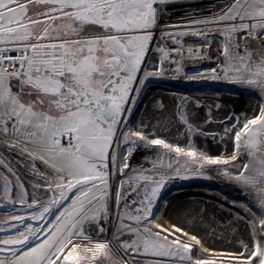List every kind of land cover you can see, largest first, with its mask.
I'll list each match as a JSON object with an SVG mask.
<instances>
[{
    "label": "snow or ice",
    "instance_id": "1",
    "mask_svg": "<svg viewBox=\"0 0 264 264\" xmlns=\"http://www.w3.org/2000/svg\"><path fill=\"white\" fill-rule=\"evenodd\" d=\"M179 3L0 0V264H264V0H188L174 19ZM167 81L255 103L169 105ZM213 173L238 198L158 212L173 181Z\"/></svg>",
    "mask_w": 264,
    "mask_h": 264
},
{
    "label": "rangeland",
    "instance_id": "2",
    "mask_svg": "<svg viewBox=\"0 0 264 264\" xmlns=\"http://www.w3.org/2000/svg\"><path fill=\"white\" fill-rule=\"evenodd\" d=\"M187 2H188V0H180V3L177 5V7L175 8V11H174V15H173L174 19H177L180 15L183 14V12H184L183 5H185ZM197 2L201 3V4H205V5H211L214 2V0H197ZM212 87L213 88H207L206 87V88H202V89L205 92H208L210 90L211 91L210 93L215 98H217V95L215 93L219 92L220 100H221V101L220 100L219 101L224 103L229 108H234V109H236L238 111H242L244 108L249 107L251 105H254V103H255V101L251 97H249L247 95H242L240 92H236L235 94L230 95L229 92H228V88L230 87L229 85H226V84H223V83H219L218 84V83L214 82L212 84ZM198 92L201 93V91H198ZM198 92H196V93H198ZM204 93L200 94L199 97L201 99H205ZM152 123L154 124L155 121L153 120ZM157 131H160L161 132L160 134H162L163 132H166L167 130H165L164 128H159V129H157ZM172 134H173V137L178 139V137L175 135L174 131L172 132ZM180 140L182 141V138H180ZM209 143L211 144L210 141H209ZM216 146H218V145L211 144V149L213 148L212 150L215 151L216 150ZM220 148L222 150V146H220ZM215 153H216V151H215ZM152 159H155L154 155L137 153L136 154V161L134 163V166H138L139 164H145L146 160H152ZM167 163H168V160L166 158V164ZM146 166L147 167H151L150 164H147ZM177 183H179L178 185H182L184 188H186L184 191H189L194 186L199 187V188H206L207 190H209L211 188H212V190H216L215 189L216 179L215 178L212 179V177L210 178V176L207 177V178L196 177V178H189V179H186V180L177 179V180L173 181L171 184H169L168 186L171 187V186H173L174 184H177ZM224 189H228V187L226 186ZM218 195L220 197H222V198H226L225 195H220V194H218ZM194 197L195 196H191L190 198L194 199V201L196 200L197 202H200V203H203V204H207L209 207H214V208H217V209L220 208L221 204H225V205L228 204V203H226L223 200H217V199L210 200L208 198H203L201 196H196L198 198L195 199ZM186 199H187L186 197L185 198L182 197V199L177 200V202H183ZM199 200H201V201H199ZM164 206H166V204H161L159 209L162 210ZM4 211H5V209H0V215H2ZM224 214L227 215V213H224ZM176 215H178L177 219L180 218L182 220V215H183L182 213L177 212ZM2 234H3V230L0 229V235H2Z\"/></svg>",
    "mask_w": 264,
    "mask_h": 264
},
{
    "label": "bare ground",
    "instance_id": "3",
    "mask_svg": "<svg viewBox=\"0 0 264 264\" xmlns=\"http://www.w3.org/2000/svg\"><path fill=\"white\" fill-rule=\"evenodd\" d=\"M198 91H201V93L198 92ZM197 92L198 93L195 94V95L196 96L197 95L200 96V94L204 93L205 91L203 89H200V90H197ZM210 92L211 91L209 90L208 92L204 93L205 100H207L209 102L213 101V100H216V99L218 101L220 100V95H217V98H215ZM167 102H169V99L166 100V103ZM158 132L161 133L160 131H158ZM161 135H163V136H165V137H167L169 139H176L175 137H173V134L169 133L168 131L163 132ZM178 139H180V137H178ZM218 147H220V146H216V150H217ZM215 151L212 150V153L215 154ZM211 177H212V179L213 178L216 179V184H215V189L216 190H212V188L207 190L206 188H199V187L194 186L189 191H184L186 188H184L182 185H178L179 183L174 184L171 187L167 186L166 189L164 190V194H165L164 199H165V201H171L172 202V206H171L172 208L170 209V208H167V206H164L162 210L158 209V212L160 214H162L165 210H167L169 217L177 218L178 215H176V214H177L178 209L180 208V206L182 204L194 201V199L190 198L191 196H195L194 197L195 199L198 198L196 196H201L203 198H208L210 200H213V199L223 200L226 203H228V200L231 199V198H238V193L233 191L232 187L228 185L227 181H225L224 179H222L221 177L217 176L214 173L210 175V178ZM226 186L228 187V189H224ZM218 194L225 195L226 198H222ZM182 197L183 198L186 197L187 199L184 200L183 202H177V200L182 199ZM199 201H201V200H199ZM179 220H181V219L179 218ZM216 244L219 247H230L231 246V245H228L226 242L221 241L219 239L216 240Z\"/></svg>",
    "mask_w": 264,
    "mask_h": 264
},
{
    "label": "built area",
    "instance_id": "4",
    "mask_svg": "<svg viewBox=\"0 0 264 264\" xmlns=\"http://www.w3.org/2000/svg\"><path fill=\"white\" fill-rule=\"evenodd\" d=\"M192 74V73H189ZM214 82H177V81H167L160 85H152V88L156 89L153 95H163L166 97V100L169 99L167 102L169 105L172 103V96L171 93L174 92H183L189 95H195L197 90L202 88H213L212 84ZM197 94V93H196ZM147 105V107H146ZM151 115V101L144 100L142 101L136 111H135V119L138 121L140 119H145L147 122V118Z\"/></svg>",
    "mask_w": 264,
    "mask_h": 264
},
{
    "label": "water",
    "instance_id": "5",
    "mask_svg": "<svg viewBox=\"0 0 264 264\" xmlns=\"http://www.w3.org/2000/svg\"><path fill=\"white\" fill-rule=\"evenodd\" d=\"M164 166H165V167L167 166V164H166V158H165V161H164Z\"/></svg>",
    "mask_w": 264,
    "mask_h": 264
}]
</instances>
